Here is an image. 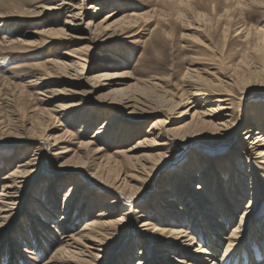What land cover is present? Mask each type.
Listing matches in <instances>:
<instances>
[{"label":"rangeland","instance_id":"rangeland-1","mask_svg":"<svg viewBox=\"0 0 264 264\" xmlns=\"http://www.w3.org/2000/svg\"><path fill=\"white\" fill-rule=\"evenodd\" d=\"M4 1L6 4L0 6V17L5 16L10 7L18 2L24 6L22 5L23 14H14L15 18L11 20L0 18V195L4 182L2 179L32 159L36 160V167L26 180L21 205L15 206V215L1 229L0 264H46L60 249V243L52 245L53 248L46 254L40 247L42 244L48 245L50 241L53 243L52 238L62 239L57 232L61 219L66 217L67 221L62 224L71 225L84 199L91 201L100 195L110 194L96 186L105 185L103 180L91 175L87 178L79 175L88 171L79 165L81 121L92 122L87 131L88 137H92L102 126L103 118L112 113H121L122 120L128 127L129 133L121 132L122 130L118 132L121 139H118L121 143L119 146L107 145L109 135L99 141L97 148L104 149L102 154L87 156V163L94 169V164L103 162L118 150L135 148L158 119H166L170 123L164 131L178 127L185 118L172 117L174 115L169 111L172 101L178 99L180 92L187 90L183 78L192 69V65L200 59L211 57H218L225 65L233 67L246 60L245 64L253 75L250 82L252 89L234 87L230 107L235 116H242L244 121L247 116L253 118L250 115L253 109L259 112L264 110V64L257 59L253 35L264 27L263 0H74L71 3L73 6H61L63 0ZM39 6L49 10L43 12L44 9L37 8ZM55 7L58 10H53ZM97 7L102 8L103 12L96 13ZM112 12L117 13L114 20L120 19L121 22L110 30L96 31L98 34L90 43L89 31L93 29L95 32L94 26L103 24L106 21L104 18ZM24 14L29 19L25 20L21 16ZM69 15L72 18H68ZM125 19H129L130 24L124 25L122 22ZM68 21L71 24L64 28ZM62 29L66 30L67 35L50 34V38L41 35L44 31L60 32ZM248 33L250 35L247 39ZM46 40L52 42L48 47L45 45ZM89 45L92 50L86 61L79 60L80 57L73 52ZM209 47L214 48V51ZM49 61L58 65L51 66ZM79 63L85 64V69ZM119 89L134 101L129 105L132 107L126 108L120 103L119 96H112V92ZM171 90L178 95L175 97ZM62 105L71 106L73 111L65 119L59 116V106ZM187 107L184 105L178 111L183 112ZM54 110L58 115L53 113ZM193 112L195 109L191 113ZM51 113L54 117L49 115ZM257 124L253 119L248 121L250 127ZM131 129L136 131L130 132ZM242 130L240 128L236 134V146L243 141ZM64 132L69 134L57 146L52 147V151H47L44 140L55 145V140L64 136ZM112 132L114 129L107 134ZM166 137L171 151L166 154L164 159L168 160L163 159V163L154 158L166 151L160 147L150 145L148 148L135 150L132 154L133 162L146 167L153 166L155 171L146 180L145 186L140 187L144 190L134 199L133 205L128 204L132 216L120 238L102 253L76 245L71 251L74 256L80 259L81 264H139L142 260L141 252L144 253L147 264H181L183 261L185 263L182 264H217L219 259H224L223 264H264V202L243 220L247 233L242 234L245 246L241 249L240 262L231 260L233 251L226 252L227 239L233 227L240 223L241 214L252 197V179L261 181L264 195V165L261 161L255 159L249 167H245L242 160L236 162V172L239 175L236 174L238 177L234 181V191L238 195V207L232 213L233 218L229 216L224 219L221 227V223L215 222H221V219L211 211L213 206L200 203L199 199L196 203L192 201L197 198V179L187 177L189 183L186 185V198L175 194L164 196L163 191L169 187L167 184L170 177L178 176L179 169L192 161V154L211 160H228L235 145L221 143L207 147L213 140H208L205 134L195 136L194 139H179L173 133ZM64 148L72 150L65 158L54 155L55 150L59 152ZM46 152V159L44 156L41 158ZM173 155L175 157L171 159ZM66 159L70 161L65 162ZM202 166L196 171V176ZM251 166L253 171L249 173ZM77 180H80L81 187L69 195L68 200L73 205L70 214L66 215V195ZM175 180L178 191L180 178ZM50 189L51 192H48ZM162 196L180 201L179 208L186 206V212L179 213L177 206L164 207L159 199ZM43 204L47 205L56 219L50 213H47L48 216L44 215L41 211ZM138 208L142 213L134 214ZM121 210L125 211L124 207ZM197 212L199 215L193 218ZM86 213H82L80 230L89 220ZM93 213H98V210ZM121 213L116 212V217ZM203 214L207 216L210 227H216L212 228V233L215 232L214 240L219 248L217 256H206L204 258L209 261L196 263L193 262L195 249L206 247L208 243L206 236L196 226V223H203ZM148 220L158 227L184 228L192 233L195 244L186 245L185 241L189 238H184L182 244H177L174 240H170L172 244L161 242L163 238L158 242L142 228ZM163 249L167 252L162 253ZM90 252L96 256L95 260L91 258ZM71 256L66 255L64 259L74 261L76 257ZM170 256L179 261L167 262Z\"/></svg>","mask_w":264,"mask_h":264},{"label":"bare ground","instance_id":"bare-ground-1","mask_svg":"<svg viewBox=\"0 0 264 264\" xmlns=\"http://www.w3.org/2000/svg\"><path fill=\"white\" fill-rule=\"evenodd\" d=\"M73 1L74 0H63L61 6H66L69 4L71 5ZM250 1L254 2L255 0ZM243 3L246 5L244 1ZM5 4L6 3L4 0H0V6H5ZM22 5L23 4H21L20 2L16 3V5H12L6 15L2 17L4 19L11 20L15 18L14 14H23L24 5ZM37 8L44 9L43 12L49 10L43 6H39ZM53 10H58V8L55 7V9ZM99 12H103V10L102 8L97 7L96 13ZM21 16L24 17L25 20L29 19L26 14H24V16ZM73 16L76 17V15ZM116 16L117 13L115 12L109 13L104 18V20L106 21H102L104 22L103 24L97 26L95 25V32H93V29L89 31V42L91 43V41H93V38L95 37V35L98 34V31H101L103 29H105L106 31L110 30L111 27H113L115 24L121 22L120 19L114 20ZM124 17H127V15H125ZM68 18H72L71 15H69ZM130 22L131 21L129 19H125L122 23H124V25H128L130 24ZM69 24H71V21L65 22L64 28H67ZM90 25L91 22H89L88 26ZM50 34L55 36L67 35L66 30L64 29H62V31L60 32L44 31L41 35L42 37L50 38ZM249 35L250 33L247 34V39L249 38ZM253 35H255L254 44L257 50V59L262 64H264V27L256 31ZM45 43L47 47L52 44L51 40H46ZM209 48L211 51H214V48ZM91 50L92 46L89 45L79 49L77 52L74 51L73 53L80 57L79 60L85 62V59H87V56L89 55V52ZM245 63L246 60H242L240 61V64H237L236 67L227 66L224 64L222 59L218 57L200 59L195 62V65H192V69H189L183 78L187 90L182 93H179L180 96L177 100L172 101V106L169 109L172 115H174H171L172 117L176 118L177 116H180L182 118H185V120H183V122L178 127L164 131L170 123H168L166 119H158V121L152 124L151 129L148 131L144 140H141L142 142H139L135 148L130 149L128 151L118 150L114 153V155H109L107 158H105L103 162L99 164H94V169H91L89 163H87V156L90 154H102L101 152H103L104 149L99 147L97 148L99 141L103 139L106 135H109L110 139L107 142L108 146H115L116 144H121L118 142V139L121 140L120 136H118V132L119 130H122L121 132L127 131L128 127L123 122L121 113H112L108 116H105L106 118H103L104 122L102 126H100L98 131L92 137H88L87 131L89 130V127L92 122H80V143H78V149L80 150L79 165L85 167L88 171L85 173H79V175L84 176L85 178H87L88 175H91L93 178H96L100 181L103 180V183L105 185L102 186L100 184H96V186L102 189L104 192L110 193L109 195H111L112 197H110L109 195L99 194L100 196H98L96 199H92L91 201H86L84 199V201L81 202L79 207L81 210L79 209L75 221L72 222L71 225L62 224L63 222L65 223L67 221L66 217H63L61 219V225H59V231L57 232L60 233L62 239L57 240L56 238L55 240L54 238H52L51 240L54 244L50 243V241L48 245L42 244L40 247L41 249L43 248V251H45L46 254L50 249L53 248V246H56L60 243V249L53 257L48 260L46 264H81L80 259L77 256H74V254L71 252L74 246L78 245L90 250L93 249L95 251H98V253H102V251L106 250L107 248H110L111 244L114 243L115 240L120 238L123 230L127 227L128 219L132 216L131 211L128 210L130 207L129 205H133L134 199L137 198L141 191L144 190V188L140 187H142V185L145 186L144 183L146 182V180H149L150 175L152 176V173H154L155 171V167L153 166L146 167L137 164V162H133L134 157H132V154L135 152V150H141L143 148L150 147V145H153V147L155 148L160 147L166 150L164 153H159L157 156L154 157L158 162H162L163 159L167 157L166 154L170 153L171 151L169 149L170 144L168 138L166 137L167 134L170 133H173L179 139H186L187 137H192L190 139H194L193 137L195 136L199 137L205 134L208 136V140H213L212 143H210V146H207L211 148L213 145L221 143L235 145V142H237L236 134L240 128H243V141H241L238 146H233L229 154L228 160H225L223 158L211 160L199 154L196 155L194 153L191 155L194 156L192 158V161H189L188 165H185L183 169H179L178 176L170 177L171 180L167 184V186L169 187L163 191L164 196L175 194V196L180 195L182 198H186L188 197L186 195V185L189 183L187 177L192 180L197 179L198 186L195 189L197 198H193L192 201L196 203L199 199L201 201L200 203L213 206L214 209L211 211L217 216V218L221 219V222L219 220H216L215 222H219V224L221 223V227H223L222 223L224 219H227L229 216L233 218L232 213L238 207L236 206V203L239 202L237 201L238 195L234 191V181L238 177L236 176V174L239 175L238 172H236V162L242 160L243 163L245 162V167H249V164H253L254 160L256 159L257 161H261V164L264 165V110L259 112L253 109L251 111L252 113L250 114L253 118L247 116L243 119L244 121H242V116L236 117L234 110L232 109V107H230L232 106V92L234 90V87H241L240 89H252L253 87L250 84L253 75H251L249 67ZM48 64L54 67L58 65L56 62L54 63L50 61L48 62ZM79 65L81 64L79 63ZM39 66L41 67L42 65L39 64ZM81 66H83V69H85V64ZM197 66H201V68H197ZM63 67L67 69L66 66ZM107 79L108 78H106V80ZM156 81L163 83V81L160 79H156ZM255 87L254 90L256 91ZM171 92L175 95V97L178 95L175 94L176 92H173L172 90ZM112 93H114L112 96L120 97V103L123 104V106H126V108L132 107L129 105L134 101H132V99L129 97L127 98L126 92L123 93L122 89H119L118 91H114ZM126 100L128 101L124 102ZM163 101L160 102L163 103ZM184 105L188 106L187 109L183 112L178 111V109ZM63 106L64 105L59 106V110L61 111V114H59V116L61 115V117L65 119L73 111L72 109H70L72 108L71 106ZM193 108L195 109V112H193L192 114L191 112L192 110H194ZM160 111H162V108L160 109ZM44 113L46 114V112L43 111V114ZM53 113L55 114L56 111L54 110ZM53 113L49 115L53 116ZM188 116H191L190 119H186L188 118ZM100 119H102V117H100ZM251 119L254 120L255 124H258L250 127L248 125V121H251ZM111 129H114V132L107 134ZM133 130L136 131V129H131L129 131L133 132ZM127 133L129 132L127 131ZM68 134L69 133H66L64 136L61 135L58 139H56L55 145H51L50 142L44 140V143L46 144L45 149L47 151H52V147H55L58 145V143L62 142ZM55 151L56 152L54 155H56L58 158H65L66 155L69 154L72 150L64 148L59 152H57L58 150ZM47 155L48 152L41 155V158L44 156L46 159ZM173 157H175V155H173L171 159H173ZM166 160L164 159V161ZM35 161V159H32L23 165H17L19 166L17 170L11 172L7 178L2 179L4 180V182L2 183V193L0 195V232L1 229L5 226V223L15 215V206L21 205L22 203L23 199L21 197V194L22 191L25 190L27 183L26 180L30 178V175L34 173V168L36 167ZM66 161L68 162L70 160L66 159L65 162ZM203 164L205 165L202 166ZM201 166L203 168H201L199 175L196 176V171ZM250 168L251 169L249 173H252L253 167L251 166ZM177 177L180 178V186L178 191L176 189L177 181L175 180ZM252 181H254L252 183V190H254L252 197L249 200L247 207H245L243 213L241 214L242 216L240 223L233 227L230 237L227 239L228 247L226 252H234L233 257H230L232 261L234 260L233 262H240L241 259L239 256L241 253V249L245 246L243 242L244 237L242 236V234L247 233V229L243 225L244 218L249 217L250 214H253V212L258 209L260 205L264 202V195L261 191V181L256 180V178L252 179ZM80 187V180H77L76 184L73 185L67 193V199L64 203V214L69 215L71 207L73 205H71V202L68 200L69 195L77 191ZM212 188H214V191H212ZM48 192H51V189ZM164 196H162V198H159L161 204L164 207H180V201L177 202V200L173 198L166 199L164 198ZM121 207H124L125 211L121 210ZM185 207L183 206L182 208H179L178 212H186ZM95 210H98V213L94 214L93 212ZM41 211L45 213V216H48L47 213H50V210L45 204L42 205ZM140 211L141 210L138 208L134 211V214L142 213V211ZM116 212L122 213L121 215L116 217ZM82 213H86V217L89 218V220H87L84 228L80 230L79 223H81L82 221ZM197 215H199L198 212L195 213L193 218H195V216ZM51 216L53 217V219H56V216H54V214H51ZM202 217L203 223H196V226H198V230L203 232L202 235L204 234L206 236V240H208V243L206 247L200 246L197 250L195 249L193 253V255H195L193 256V262L196 263H201L204 260L209 261L204 258L206 256H217L219 248L216 240H214L215 232L212 233V228L216 227H210L207 216L203 214ZM167 222L170 223V220H168ZM231 222L233 224L234 219H232ZM142 228H144V231L146 233H149L153 237H155L158 242L161 241L160 238H163V241L161 242L172 244L170 240H174L175 242H177V244H182V240L184 238H189L187 241H185V244H188V246H192L193 244H195V238L193 237L192 233H189L184 228H164L161 226L158 227L157 225H154L152 222H150V220L146 221L143 224ZM166 252L167 250H162V253ZM89 254H91V258L95 260L96 256H94L91 252ZM66 255H69V257H72L71 255H73V258H76L74 261H72L71 259H64ZM140 257L142 258V260H140L139 264H147V261L145 259L146 257L143 252H141ZM175 261L179 260L176 259L174 256H170V258L167 259V262ZM223 262L224 259H219V262L217 264H223ZM182 263L185 262L183 261L181 262V264ZM211 264L216 263L212 262Z\"/></svg>","mask_w":264,"mask_h":264},{"label":"snow or ice","instance_id":"snow-or-ice-1","mask_svg":"<svg viewBox=\"0 0 264 264\" xmlns=\"http://www.w3.org/2000/svg\"><path fill=\"white\" fill-rule=\"evenodd\" d=\"M253 18H255V17H253Z\"/></svg>","mask_w":264,"mask_h":264}]
</instances>
